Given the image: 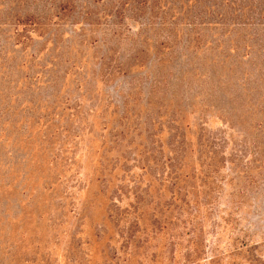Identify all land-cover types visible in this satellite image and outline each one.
<instances>
[{"label":"rangeland","instance_id":"obj_1","mask_svg":"<svg viewBox=\"0 0 264 264\" xmlns=\"http://www.w3.org/2000/svg\"><path fill=\"white\" fill-rule=\"evenodd\" d=\"M40 3L0 0V106ZM54 8L0 264H264V0Z\"/></svg>","mask_w":264,"mask_h":264},{"label":"trees","instance_id":"obj_2","mask_svg":"<svg viewBox=\"0 0 264 264\" xmlns=\"http://www.w3.org/2000/svg\"><path fill=\"white\" fill-rule=\"evenodd\" d=\"M41 11L37 14H26L21 20L19 15L14 24V36L16 44L20 45L23 54V60L19 66L20 83L14 84L13 88L19 86L16 95L11 94L9 100L5 95L6 101L0 106V147L3 145V159L0 167L3 170L5 186L17 184L19 169L22 166V144L21 133L24 132L29 121L37 122L36 113L38 111L37 100L33 96L38 82L37 58L39 52H31L35 41L51 40L53 37V28L55 26V8L54 0H41ZM264 20V8L261 9L259 19ZM0 22V28L3 27ZM15 66H13V69ZM2 92L0 93V95ZM14 100V103L13 101ZM16 174V178H15Z\"/></svg>","mask_w":264,"mask_h":264}]
</instances>
